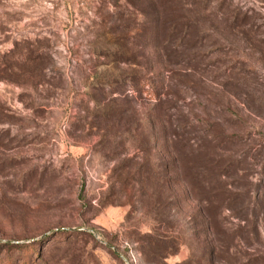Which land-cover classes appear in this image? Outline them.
<instances>
[{"label": "rangeland", "instance_id": "374dc122", "mask_svg": "<svg viewBox=\"0 0 264 264\" xmlns=\"http://www.w3.org/2000/svg\"><path fill=\"white\" fill-rule=\"evenodd\" d=\"M115 5L0 0V264H264V0Z\"/></svg>", "mask_w": 264, "mask_h": 264}, {"label": "trees", "instance_id": "16d2710c", "mask_svg": "<svg viewBox=\"0 0 264 264\" xmlns=\"http://www.w3.org/2000/svg\"><path fill=\"white\" fill-rule=\"evenodd\" d=\"M112 4H114V6L116 8H118L116 5H115V2H119L121 0H110ZM147 1V0H130V2L134 5H137V7H140L144 4V2ZM122 82L124 83H127L131 86H134V87H138V84L140 82L139 78L137 76H129V77H123L120 79ZM44 241V240H42ZM36 243V242H35ZM38 243V242H37ZM36 243V244H37ZM18 246V245H17ZM24 249V256H23V260L20 264H32L33 263V256L32 254L35 252L36 248H35V244L33 243H29V244H25L23 246ZM19 248V247H18ZM37 253V251L35 252ZM34 253V254H35ZM11 264H14V262L12 261Z\"/></svg>", "mask_w": 264, "mask_h": 264}]
</instances>
